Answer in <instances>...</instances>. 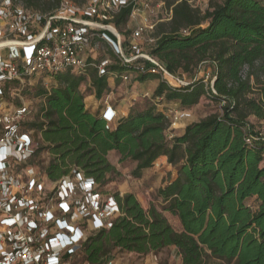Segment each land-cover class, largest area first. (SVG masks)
Wrapping results in <instances>:
<instances>
[{"label":"trees","instance_id":"obj_1","mask_svg":"<svg viewBox=\"0 0 264 264\" xmlns=\"http://www.w3.org/2000/svg\"><path fill=\"white\" fill-rule=\"evenodd\" d=\"M49 1H44L46 12L60 3ZM152 1L162 3L169 17L153 26L154 42L147 53L169 75L188 83L172 88L161 81L154 97L163 96L184 108L196 105L207 93L203 78L196 74L209 68L215 77V94L209 98L217 104L226 102L221 114H210L170 138V120L150 104L131 110L107 129L104 120L85 110L80 86L89 80L100 100L112 74L134 71L140 83L154 75L149 73L154 67L150 62L123 65L111 49L113 62L103 75L94 66L105 58L89 59L84 72L56 74L57 86L39 89L36 95L42 102L36 120L24 126L41 134L40 149L52 155L45 169L50 181L78 171L93 179L99 190L106 177L116 173L107 160L109 152L120 162L135 163L131 175L137 179L160 156L176 170L158 196L164 211L178 219L180 230L153 206L145 210L134 195L115 194L119 215L110 229L88 237L83 245L86 263L100 264L111 246L140 256L175 247L181 264H264V141L246 143V138L260 136L249 118L264 121V0H223L204 12L190 0ZM23 2L37 9L41 0ZM139 2L131 0L105 24L126 26ZM99 34L116 40L107 31ZM122 47L127 53L126 44ZM137 67L143 70L136 71ZM185 74L192 79L185 81Z\"/></svg>","mask_w":264,"mask_h":264},{"label":"built area","instance_id":"obj_2","mask_svg":"<svg viewBox=\"0 0 264 264\" xmlns=\"http://www.w3.org/2000/svg\"><path fill=\"white\" fill-rule=\"evenodd\" d=\"M130 1L90 0L79 7L62 0L55 9L40 14L26 8L23 0H0V264H71L88 239L87 230H108L119 215L114 198H104L98 184L82 172L62 177L49 190L41 174L26 165L36 151L32 130L24 126L31 109L24 103L10 102L7 99L10 91L20 92L25 80L34 76L54 78L63 72H84L97 38L110 44L123 65L144 60L154 66L149 73L172 88L188 85L142 52L139 46L145 26L131 31L127 53L124 52V38L105 23ZM146 13H153L147 0L137 4L129 20ZM101 31L109 32L116 40L99 34ZM110 64L105 59L94 67L103 75ZM247 71L243 67L242 80ZM122 79L127 81L128 76ZM206 79H203L205 96L209 97L215 94V77L207 74ZM219 104L222 108L226 102L222 100ZM184 115L174 116V123ZM101 119L110 129L116 120L115 112L106 107ZM258 140L264 141L261 134L259 138H246V143Z\"/></svg>","mask_w":264,"mask_h":264},{"label":"rangeland","instance_id":"obj_3","mask_svg":"<svg viewBox=\"0 0 264 264\" xmlns=\"http://www.w3.org/2000/svg\"><path fill=\"white\" fill-rule=\"evenodd\" d=\"M44 1L48 0H41V2H38L37 9H28L40 14L48 13L44 11ZM52 1H54L55 3L56 0H50L49 2L53 3ZM61 1L62 0H60V2ZM67 1L79 7L86 6L90 2V0ZM101 1L107 2L109 0ZM144 1L146 0H140L139 3H144ZM147 1L152 6V14L146 13L142 17H136L134 20H128L130 22L129 24H127V26H123L117 29L115 28L116 31L124 38L127 47V42L131 31L137 26H145V31L142 35L139 46L142 52L144 53L149 52L153 44L151 43V41H154L155 37V34L153 33V26L161 21H166V19L169 17V12L164 8L162 3H155L152 0ZM222 1L223 0H190L189 3L193 7L198 8L201 12H204L206 9L209 8L212 3L219 4ZM157 5L159 6L157 7ZM94 43L96 44L93 52L94 58H105L112 63L113 60L110 58V44L106 40H98L94 41ZM90 70L92 71V69ZM207 74H211V70L209 68L206 69L205 74H196V78L206 79ZM183 79L185 81H189L192 79V77L185 74L183 76ZM206 80L209 82L210 78H207ZM170 82L172 81L170 80ZM89 84L90 82L88 80L79 88V92L83 95L85 104L87 106L89 104V101L93 99L94 94V91L92 88L89 87ZM54 85V81L48 77L34 76L25 80L23 89L20 92L15 93L16 95L10 91L7 94V99L14 104L24 103L25 105L30 107L31 115L30 117L25 119V124H28L36 120L35 114L38 112L39 106L42 102L41 99L36 95L37 91L39 89L50 90ZM15 87L16 86H12V88ZM106 95L107 92L102 97L101 103L109 101ZM121 100L122 96L119 93L114 95L112 99V101L116 104L121 103ZM150 104H152V102H150V99L142 98L140 102L138 101L133 103V108L131 110H140L141 108H145ZM170 111L171 112L167 113L169 116L168 119L170 120V123H174V116L185 114L184 117L179 119L174 124L170 125V128L173 130L181 129L186 123L198 122L204 119L205 117L209 116L210 114H221L220 104H217L216 102L212 101L207 96L200 97L198 103L189 108H181L179 106L177 108L170 109ZM249 122L254 126V129L259 132L264 138V121H258L254 117H250ZM171 133L173 132H170L169 135ZM31 139L36 145V151L31 160L27 162L26 165L33 167L34 169H36V172L41 174V177L44 178V182L46 183L47 188L50 190L53 187L55 181H50L47 179L45 175V169L48 167L52 159V155L47 149H40L43 147L40 133L36 132L35 130H32ZM119 159L120 157L114 152H109L107 154V160L115 167L116 173L108 175L105 179L106 183H102L99 186V192L103 195V197L107 198L110 196H114L115 194H132L145 210H147L150 206H153L166 218V220L174 230L179 231L180 224L178 222V219L170 213L164 211V203L158 196L159 189L164 188L172 179L171 175L174 172L173 168H171L169 172L166 171V169L155 167V169L143 172L141 177L137 179L131 175V172L135 167V163L127 159L120 162ZM72 171L73 169H70V172ZM22 174L26 176L25 172ZM248 204L253 205L254 202L250 200L248 201ZM96 232L97 231L93 232L87 230V238L94 235ZM107 251V258H103L100 264H107L108 262H112L113 264H178L177 260L173 258L172 249L170 248H165L156 253H150L145 256H140L136 253L121 251L119 249L112 248L111 246L107 247ZM84 259L85 254L82 249L81 253L78 254V256H76L72 260L71 264H88L85 262Z\"/></svg>","mask_w":264,"mask_h":264},{"label":"crops","instance_id":"obj_4","mask_svg":"<svg viewBox=\"0 0 264 264\" xmlns=\"http://www.w3.org/2000/svg\"><path fill=\"white\" fill-rule=\"evenodd\" d=\"M142 16L143 15H141L140 17ZM129 22L130 21H128L127 24H129ZM123 44L125 45V43ZM89 59L96 60L93 55ZM125 75L128 76L127 81H124L122 79V77ZM137 76H138V73L134 71H131V72L129 71V72H126L120 75L118 74L110 75L107 79L108 89H107V95H106V97L109 99L110 102L105 101L104 103H101L102 98L100 100H97L95 98V95L93 94V99L89 101L88 106L85 104V101H84L85 110L89 112L90 114L98 118H101L105 112L106 107H110L115 112L116 120L114 122V125H116L119 120L128 116L131 109L133 108V103L138 102V101L140 102L142 98L150 99V102H152V105L156 107V110L164 114L167 118L169 117L167 113L171 112L170 109L177 108L179 106L181 107V105L178 102L167 101L163 96L154 97L155 91L161 82L159 76L150 75L149 79L141 83L136 80ZM50 79L54 81L55 83L54 86H57L56 81L53 78H50ZM118 93L122 96V100H121V103L116 104L115 102L112 101V99L114 95ZM143 109L144 108H141L140 110H143ZM189 124L191 123H186L181 129H177V130L175 129L173 130L170 128V131H172L173 133H171L169 137L171 138L173 136L182 135L185 127ZM155 167L166 169V171H169V172H170V169L173 168L171 165L168 164L167 157L160 156L150 168L144 170L143 172H147L151 169H155ZM173 170L174 172L171 175L172 177L171 180H173L176 177V170L174 168ZM250 200L253 202L255 201L254 198ZM168 248L172 249L173 258L177 260L178 264H181V258L178 254L177 249L175 247H168Z\"/></svg>","mask_w":264,"mask_h":264}]
</instances>
